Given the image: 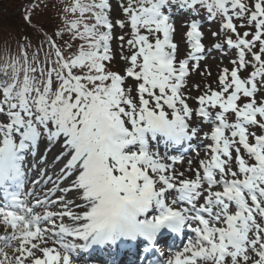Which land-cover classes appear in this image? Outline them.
I'll return each instance as SVG.
<instances>
[{
	"label": "snow or ice",
	"instance_id": "obj_1",
	"mask_svg": "<svg viewBox=\"0 0 264 264\" xmlns=\"http://www.w3.org/2000/svg\"><path fill=\"white\" fill-rule=\"evenodd\" d=\"M58 7L0 52V264H264V0Z\"/></svg>",
	"mask_w": 264,
	"mask_h": 264
},
{
	"label": "trees",
	"instance_id": "obj_2",
	"mask_svg": "<svg viewBox=\"0 0 264 264\" xmlns=\"http://www.w3.org/2000/svg\"><path fill=\"white\" fill-rule=\"evenodd\" d=\"M0 2H5L8 6L14 5L15 7L11 8L13 9V12L8 10L3 12L5 18L1 20L3 22L2 24H4L3 27L0 25V52H3L5 49L15 51L17 44L23 42L22 38L24 36L32 37L35 42L36 33L39 30L40 25L46 29L52 30L55 28L49 26L50 22H54L56 27L60 26L63 22V17L60 14V9L58 7L60 0H40V3H48L53 6L39 9L34 13L32 16V27L24 21V10L21 7L22 5L27 4L29 0H0ZM64 2L67 3L68 0H64ZM16 11L17 13L13 14ZM4 16H2V18ZM64 16L65 22L73 18L68 16L67 13H65ZM17 19H19V24L14 22ZM29 55H31V50H29Z\"/></svg>",
	"mask_w": 264,
	"mask_h": 264
},
{
	"label": "rangeland",
	"instance_id": "obj_3",
	"mask_svg": "<svg viewBox=\"0 0 264 264\" xmlns=\"http://www.w3.org/2000/svg\"><path fill=\"white\" fill-rule=\"evenodd\" d=\"M118 1L117 0H112L113 8H114L113 15H117V12L115 10V5L118 3ZM0 5H1L0 6V25L3 27L4 24H2L3 22L1 21L2 19L5 18L3 12L5 10L13 12V9H11V8H15V7H14V5H9L8 6V4L5 3V2L4 3L0 2ZM16 13H17V11L15 13H13V14H16ZM2 16H4V17L2 18ZM17 17H19V16H17ZM14 22L19 24V19H17ZM49 26H51V27L53 26L54 28H56V25H55L54 22H50ZM178 27H179V24H178ZM0 29H1V27H0ZM205 31L206 32L216 31V28H206ZM215 42H217V41L214 38L209 37L208 39L205 40V45H206V47H209V46H211L212 43H215ZM113 46L114 47H118L116 44H114ZM219 62H220L219 54L218 53H213V55L209 56L208 59L206 61L202 62V63L203 64H207L208 66H210V69L213 72V76H215L216 72H217V65L219 64ZM225 63H227V61H225ZM201 79L202 78H200V77H198L196 75H193V77H192L193 83H199L201 81ZM178 167H179V165H178Z\"/></svg>",
	"mask_w": 264,
	"mask_h": 264
},
{
	"label": "bare ground",
	"instance_id": "obj_4",
	"mask_svg": "<svg viewBox=\"0 0 264 264\" xmlns=\"http://www.w3.org/2000/svg\"><path fill=\"white\" fill-rule=\"evenodd\" d=\"M2 234V233H0ZM174 242H172V245H173ZM175 243L177 245H179L180 241L177 240L175 241ZM106 254L104 252H94L92 255H87V256H84L82 255L79 259H80V262L81 261H84L85 259L87 261H89L90 263H87V264H103V261L106 259L104 256ZM120 259L124 262V264H127V260L129 258L127 257H124L123 255H121Z\"/></svg>",
	"mask_w": 264,
	"mask_h": 264
}]
</instances>
